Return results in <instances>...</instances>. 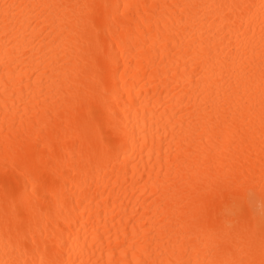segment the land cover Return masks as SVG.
Instances as JSON below:
<instances>
[{
	"label": "bare ground",
	"instance_id": "6f19581e",
	"mask_svg": "<svg viewBox=\"0 0 264 264\" xmlns=\"http://www.w3.org/2000/svg\"><path fill=\"white\" fill-rule=\"evenodd\" d=\"M0 264H264V0H0Z\"/></svg>",
	"mask_w": 264,
	"mask_h": 264
},
{
	"label": "snow or ice",
	"instance_id": "6c2138e0",
	"mask_svg": "<svg viewBox=\"0 0 264 264\" xmlns=\"http://www.w3.org/2000/svg\"><path fill=\"white\" fill-rule=\"evenodd\" d=\"M18 208L22 209V208H25L26 207V204L24 201H21L18 205H17Z\"/></svg>",
	"mask_w": 264,
	"mask_h": 264
}]
</instances>
